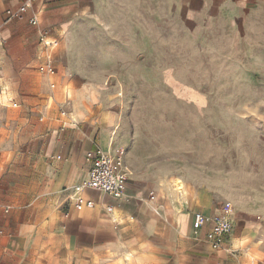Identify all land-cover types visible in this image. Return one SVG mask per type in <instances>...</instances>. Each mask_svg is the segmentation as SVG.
I'll return each mask as SVG.
<instances>
[{"label": "rangeland", "instance_id": "1", "mask_svg": "<svg viewBox=\"0 0 264 264\" xmlns=\"http://www.w3.org/2000/svg\"><path fill=\"white\" fill-rule=\"evenodd\" d=\"M54 1L77 12L49 18L53 29L65 24L57 58L64 66L75 53L94 57L73 61L88 75L78 85L93 89L97 107L127 136L126 150L152 159L186 210L195 204L264 221V7L188 20L182 0ZM52 78L54 92L0 100L2 199L23 141L58 111L66 91L75 99L73 83Z\"/></svg>", "mask_w": 264, "mask_h": 264}, {"label": "crops", "instance_id": "2", "mask_svg": "<svg viewBox=\"0 0 264 264\" xmlns=\"http://www.w3.org/2000/svg\"><path fill=\"white\" fill-rule=\"evenodd\" d=\"M24 2L0 0V88L7 91L0 95L54 92L56 74L61 85L74 84L75 99H68L66 91L59 103L52 94L49 100L60 104L58 111L40 119L38 132L23 141L16 154L9 192L5 199L0 197V264H121L120 259L129 264L126 260L133 258L134 264H264V221L237 214L227 248L212 250L204 240L192 237V221L196 211L216 213L195 204L186 210L153 160L138 159L132 150H126L125 200L85 189L83 195L94 199L96 206L73 207L69 198L87 173V152L95 147L110 152L126 149L128 139L118 134V123L106 115L107 108L97 107L93 89L78 85L77 78L88 75L73 61L78 56L83 62L94 57L75 53L63 66L57 58L60 51H54L65 24L53 29L50 16L58 14L64 21L76 10L60 1L37 0L20 17L10 19L8 10H17ZM181 4L188 20H209L213 15L264 7V0H182ZM83 5L81 12L87 13L88 2ZM35 14L38 22L33 24ZM49 63L53 73L46 72ZM106 205H112L113 212L108 213ZM207 229L204 226L203 233Z\"/></svg>", "mask_w": 264, "mask_h": 264}, {"label": "built area", "instance_id": "3", "mask_svg": "<svg viewBox=\"0 0 264 264\" xmlns=\"http://www.w3.org/2000/svg\"><path fill=\"white\" fill-rule=\"evenodd\" d=\"M37 0H25L17 10H8L10 19L18 18L24 14ZM30 22H38L37 15H33ZM47 73H53L51 63L48 64ZM67 98H70L69 93ZM127 151L119 148L114 152L106 151L101 147H95L87 152L89 167L85 177L74 185V196L69 200L75 209L93 208L96 201L83 195L85 189L109 195L116 200L126 199V187L128 181V167L126 162ZM108 213L113 212L112 205L104 206ZM208 226L203 233V227ZM234 230V221L223 214L205 215L196 211L192 221V237L196 240H204L212 250L218 251L227 248L228 240Z\"/></svg>", "mask_w": 264, "mask_h": 264}, {"label": "bare ground", "instance_id": "4", "mask_svg": "<svg viewBox=\"0 0 264 264\" xmlns=\"http://www.w3.org/2000/svg\"><path fill=\"white\" fill-rule=\"evenodd\" d=\"M47 41H48V43H50V42H51V41H50V38H48ZM2 96H3V98H5V99L7 98V94H6V93H4ZM2 96L0 95V100L2 99ZM178 184H179V186H178L179 188H178V189H179V190H182L183 187H184V186H183V182L179 181ZM129 255H131V254H129ZM129 255L127 254L128 257H129ZM126 258H127V257H126ZM130 258H131V257H130Z\"/></svg>", "mask_w": 264, "mask_h": 264}]
</instances>
